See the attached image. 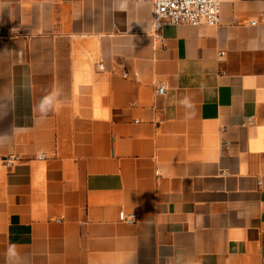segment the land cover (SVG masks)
I'll return each mask as SVG.
<instances>
[{
    "label": "crops",
    "instance_id": "obj_1",
    "mask_svg": "<svg viewBox=\"0 0 264 264\" xmlns=\"http://www.w3.org/2000/svg\"><path fill=\"white\" fill-rule=\"evenodd\" d=\"M124 2L0 0V264H264V0Z\"/></svg>",
    "mask_w": 264,
    "mask_h": 264
},
{
    "label": "built area",
    "instance_id": "obj_2",
    "mask_svg": "<svg viewBox=\"0 0 264 264\" xmlns=\"http://www.w3.org/2000/svg\"><path fill=\"white\" fill-rule=\"evenodd\" d=\"M150 2L153 7V28L155 32H161L163 26L167 23L179 25L188 23L191 25H209L216 26L221 23L222 19V0H134ZM100 71L106 70L104 58L98 61ZM136 75L138 73H135ZM124 77H128L127 71L123 72ZM156 94L165 95L167 86L164 82H155ZM45 155H39L44 158ZM19 160L18 156H13L12 160L6 162L10 167L13 161ZM119 218L126 223H135L137 221V213H126L120 211Z\"/></svg>",
    "mask_w": 264,
    "mask_h": 264
},
{
    "label": "clouds",
    "instance_id": "obj_3",
    "mask_svg": "<svg viewBox=\"0 0 264 264\" xmlns=\"http://www.w3.org/2000/svg\"><path fill=\"white\" fill-rule=\"evenodd\" d=\"M125 6L124 0H120V10H123ZM63 95V89L58 86H54L51 91L40 98L38 103L34 106L33 112L38 113L40 120H44L49 112L55 111L58 113L65 104V101L61 99ZM183 103L187 104V99L183 101ZM5 255L9 264H23V257H21L15 244H11L8 247Z\"/></svg>",
    "mask_w": 264,
    "mask_h": 264
}]
</instances>
